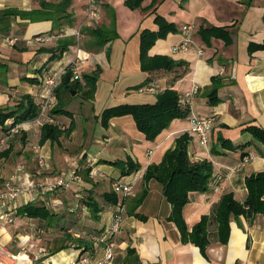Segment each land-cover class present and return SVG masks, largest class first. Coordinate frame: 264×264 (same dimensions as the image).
I'll return each instance as SVG.
<instances>
[{
  "label": "crops",
  "instance_id": "1",
  "mask_svg": "<svg viewBox=\"0 0 264 264\" xmlns=\"http://www.w3.org/2000/svg\"><path fill=\"white\" fill-rule=\"evenodd\" d=\"M38 1L0 0V11L12 9L30 12L39 9ZM95 1L100 11L99 26L109 25L110 18L105 6L109 7L115 13V32L118 36L98 51L83 49L89 39L86 29L91 27L85 13L88 0L81 6V13L74 7L75 0L72 1L68 11L73 14V21L70 25L64 24L60 32L52 29L51 21L29 22L20 18L11 22L6 32L8 34L0 32V64L6 66L5 74L0 75V109L17 106L24 96H30L38 103L42 92L41 84L31 85L24 78H36L39 81L47 71L65 68L75 59L78 50L81 56H87V61L80 68V74L92 73L96 67L100 68L93 97H85V103L76 109L79 112L77 114L73 111V104L71 110L66 107L72 115L71 118H58L60 121L62 119L60 123L64 127L71 120L75 123V128L65 143L71 152L49 167L58 172L64 170L65 163L68 166L71 160L86 158L90 168L87 169L88 177L79 178L69 190L62 191L59 195L56 191L36 198L31 196L27 200L19 199L10 207L6 202L0 203V243L13 254L21 253L19 264H49L51 259V264H74L80 255L88 256L89 264H99L104 243L94 240L93 237L101 236L105 228L111 225V213L114 210L112 206L104 203L102 194L111 190L112 183L128 182L135 178L133 193L123 203L124 213L119 231L112 237L114 259L111 264H126L123 260L128 247L136 250L140 264H264V216L256 215L251 224L242 216L231 217L229 239L225 245L218 243L216 225L211 222L208 227L210 243L205 252L206 257H203L197 247L181 242L178 229L167 220L171 207L162 194L161 186L155 181L148 184L142 181L146 166L158 164L163 154L174 148L175 140L187 133L191 136L187 151L189 160L206 159L213 165L209 190L204 193L191 192L188 195V203L183 208V218L188 229L202 216L212 217L223 194L231 192L238 201L245 200V178L252 173L264 171V154L260 153L264 149L244 131L249 126L264 129V49L248 52L250 44H264V0H157L152 9L147 8L151 0H145L142 8L133 11L124 5L125 0H114L117 3L113 0ZM153 9L166 21L173 23L177 32L169 33L164 40L157 41L148 54L167 55L182 65L172 70L141 72L138 33L142 29H156L153 14H150ZM120 13L124 14L123 18ZM185 24H192L194 28L192 48L186 54H172V46L179 41L181 27ZM201 26L228 28L232 32V43L226 46L222 40L211 39L209 44H205L198 34ZM76 31L80 32L79 38L72 34ZM37 35L50 39L44 44L32 43L31 39ZM63 36H73L77 44L69 47L64 52L66 55L63 53L59 60L49 61L51 54L38 53L39 48L55 47L57 38ZM134 37L137 38V50L136 47L133 49L132 58L124 64L125 52L121 44L128 43ZM7 38H16L15 45L6 47L4 41ZM114 44L120 45L118 50L121 54L118 53L117 58L111 48ZM197 50H200V54H197ZM129 61L130 65L127 64ZM128 67L135 71L132 74L127 73ZM134 75L136 80L131 82ZM212 76H218L219 79V102L215 106L208 103L206 95L212 87ZM152 83L157 86L156 93L143 91L146 85ZM194 85L198 87V92L188 100L189 115L213 119L208 144H201L196 136L188 132V117L173 120L152 142L145 140L136 130L130 116L110 120L104 127L102 140L97 137L95 125L100 122L99 115L103 110L120 104H153L156 96L164 90H173L183 96ZM115 86L117 94L113 91ZM101 91L104 98L108 97V101L114 96L112 101L116 104L96 113L91 104ZM71 100H68L67 106ZM88 107L91 114L83 116L82 109H89ZM90 117L96 118V124L94 131L86 138V131L82 126ZM79 119L82 120L81 124ZM21 125L20 133L13 137L11 150L18 154L17 148L20 151L24 147V153L12 155L16 159H1L6 162L0 165V187L4 180L14 174L16 166H22L35 181L50 180L49 176L43 174V169L38 167L34 151L31 156L30 151H27L34 150L29 147V142L34 137L39 140L40 127L34 121ZM3 133L0 127V136ZM220 139L234 147H243L225 149ZM97 144L103 150L100 154L88 157L89 148ZM148 151H153L149 158ZM245 157L249 159L244 160ZM126 159L139 163L141 169L123 178L117 169L105 163ZM98 171L104 174L103 179L94 177L101 175ZM90 173L94 178L90 177ZM76 196L80 199H75ZM88 197L94 199L102 209L98 220L91 218L84 204ZM28 203L42 204L56 214L59 218L57 225L45 227L43 223L19 214V208ZM4 212L12 213L8 221L2 219ZM60 228L88 242L92 249L83 251L71 247L49 254L47 246L61 233ZM36 229L45 232L37 236ZM23 241H26V248L22 252ZM37 253L40 260L35 262L31 258Z\"/></svg>",
  "mask_w": 264,
  "mask_h": 264
},
{
  "label": "trees",
  "instance_id": "2",
  "mask_svg": "<svg viewBox=\"0 0 264 264\" xmlns=\"http://www.w3.org/2000/svg\"><path fill=\"white\" fill-rule=\"evenodd\" d=\"M72 1L58 0L54 2L52 0H39V9L30 12H20L12 9L0 11V32L8 34L6 32L10 28L11 22L16 18L29 22L48 20L53 24L52 29H58V32H60L64 24L70 25L73 21V14L68 11ZM144 1L125 0L124 5L133 11L142 8ZM156 3L157 0H151L147 8L152 9ZM105 9H107L110 18L109 25L107 27L96 25L86 29L89 39L83 45L84 50L94 49L98 51L118 37L115 32V13L109 7L105 6ZM150 14H153V22L156 25V29H142L138 33L140 71L172 70L175 67L181 66V62H177L167 55L150 56L148 54L157 41L164 40L169 33L177 32V27L158 15L156 9H153ZM198 34L205 44H209L211 39L222 40L226 46L230 45L233 41L232 32L226 27L201 26L198 29ZM76 44L77 41L73 36H63L57 38L55 47L49 49L41 48V50L39 48L38 53L51 54L49 61H55L59 60L69 47ZM259 49H264V44H250L248 46L249 53ZM5 72L6 66L0 64V75L5 74ZM99 72L100 68L96 67L92 73H82L80 80L71 81V66L69 65L65 68L60 83L55 89L56 104L50 111V116L54 118L55 123H44L40 127L39 145H44L46 142L59 143L61 138H67L72 134L75 128L74 121L71 120L69 125L64 127L56 120V117H72L71 113L65 109L68 100L71 98L70 93L72 91L75 93L82 91L84 97H93L96 91ZM217 77L212 76L210 78L212 87L206 94L208 103L213 106L219 102L217 96L219 79ZM24 80L31 85L41 84V79H39L40 82L36 78H24ZM38 104L39 102L36 103L30 96H24L17 106L0 109V127L3 132L9 129L10 125L6 126L7 121H12L11 126H15L35 120L39 115ZM189 113V107L186 103L182 102V96L173 90H164L156 96V101L153 104L116 105L103 110L99 115V120L106 127L112 119L130 116L136 130L143 135L145 140L152 142L169 127L173 120L187 118ZM244 131L250 134L253 141L264 149V129L257 126H249ZM220 140L221 145L228 150L243 147H234L224 139ZM190 141L191 136L189 134L183 133L180 135L174 142V148L167 150L158 164H148L146 166L142 175V181L145 184L155 181L161 186L162 194L171 207L167 220L172 222L178 229L182 243L194 245L198 248L201 255L206 257L205 252L210 243L208 227L211 222H214L216 225L218 243L225 245L229 239L231 217L238 218L242 216L247 220L248 224H251L256 215L260 214L264 216V171L252 173L245 178L247 195L243 202L238 201L233 193H225L221 196L219 203L215 207L212 217L202 216L191 229H188L183 218V208L188 203V195L191 192L204 193L209 190L213 177V165L211 161L206 159L201 161L189 160L187 151ZM10 152L11 144L1 153L0 159L8 157ZM260 153L264 154V152ZM244 156L242 155V157ZM105 163L117 169L122 178L131 176L141 169L139 163H135L130 159ZM88 174L89 170L85 172L86 178ZM102 199L105 204L113 208L120 201L118 192L112 187L109 192L102 194ZM84 204L88 208L91 218L98 220L99 213L102 210L99 204L89 197L84 200ZM18 213L26 218L43 223L45 227L55 226L59 221L57 215L42 204L28 203L21 206ZM60 232L48 244L47 250L49 254H56L71 247L76 250L83 249V251L92 249L88 242L72 236L67 230L60 228ZM123 263L140 264L134 248L128 247L126 249Z\"/></svg>",
  "mask_w": 264,
  "mask_h": 264
},
{
  "label": "built area",
  "instance_id": "3",
  "mask_svg": "<svg viewBox=\"0 0 264 264\" xmlns=\"http://www.w3.org/2000/svg\"><path fill=\"white\" fill-rule=\"evenodd\" d=\"M99 8L95 0H88L85 8L86 18L90 23L91 27L96 26L99 19ZM94 24V25H93ZM193 26L192 24H185L181 27L180 30V39L179 41L172 46L171 52L172 54H186L190 51L193 45L192 34H193ZM77 38L80 37V32L76 31L72 33ZM50 38L42 35H37L31 39L32 43L44 44ZM5 42L9 46H13L16 43V38H7ZM197 54H200V50H197ZM64 55H66L64 53ZM87 61L86 55H80V51H77L75 59L71 61L67 66H71L72 69V78L71 81H76L81 79L80 68ZM66 66V67H67ZM65 67V68H66ZM65 68L59 70H49L47 71L43 77H41V90L40 100H39V115L33 120L34 123L41 127L44 123H55L54 118L50 116V111L56 104V96L55 89L58 87L61 76L64 73ZM143 91L147 93L154 94L158 91L157 86L152 83L146 85L143 88ZM198 92V87L195 85L191 87V89L184 93L182 96V102L186 103L188 106V100L191 97L196 95ZM212 118L209 117H200L194 114H190L188 116V132L191 135L197 137L198 141L201 144H208L209 142V133L212 128ZM31 122V121H30ZM9 129L4 132L0 136V155L6 150L9 146V143L13 139V137L20 133L22 129L21 124H17L15 126H11L12 121L7 122ZM26 123V122H24ZM36 152V160L38 167H44V155L41 154L39 147H35ZM153 151L147 152V158L152 155ZM249 159L245 157L244 160ZM78 169H74L71 172L65 173L63 176L53 179L47 180L44 182L35 181L32 177L24 171L21 166H18L14 174L9 178L2 182L0 187V203H8L9 207L12 204L16 203L19 199L27 200L32 197L43 196L48 193H53L61 190H69L71 185L79 180V175L77 173ZM92 176V173H90ZM136 179H130L128 182H115L112 183V188L118 192L119 194V203L114 207L113 212L111 213V225L102 232L101 236H94V240H98L104 243L103 246V254L101 259L99 260V264H111L114 259V242L112 241V237L115 233L119 231L120 223L122 220V216L124 213V205L123 201L130 197L133 193ZM217 188H214L216 191ZM76 199L79 200L80 197L76 196ZM6 202V203H5ZM12 213L4 212L2 215V219L8 221V218L11 217ZM36 235L40 236L44 234V230L37 229ZM22 248L21 251H25L26 241L21 242ZM30 246V245H29ZM21 254V253H20ZM20 254L11 253L3 244L0 243V264H19ZM33 261L37 262L40 260L39 254H34L31 258ZM52 262V259L50 260ZM49 262V264H51ZM74 264H89V257L80 255L77 257V260Z\"/></svg>",
  "mask_w": 264,
  "mask_h": 264
},
{
  "label": "rangeland",
  "instance_id": "4",
  "mask_svg": "<svg viewBox=\"0 0 264 264\" xmlns=\"http://www.w3.org/2000/svg\"><path fill=\"white\" fill-rule=\"evenodd\" d=\"M85 1L86 0H75V4H74V7L76 8V10L78 11V13H81L80 11L82 10L81 9V6L85 3ZM113 2H115V3H117V1H114L113 0ZM97 6H98V4H97ZM121 15V17L123 18V13H120ZM98 25L100 24V17H99V19H98ZM94 25V24H93ZM5 42V41H4ZM120 44H121V42H119ZM5 45H6V47H10L6 42H5ZM122 45V49L124 50V52H125V57H124V64H125V62L127 61V60H129L130 58H132L131 57V55H133V49H135V47H136V50H137V38L136 37H134L132 40H130L128 43H124V44H121ZM119 44H114L111 48H112V51H114V56H115V58H117V57H119V54L118 53H120L119 52ZM81 47V46H80ZM136 52V51H135ZM121 54V53H120ZM127 64H129L130 65V61L127 63ZM126 71H127V73H130V74H132L135 70L134 69H132V67H128V69H126ZM134 80H136V77H135V75L133 76V79L131 80V82H135ZM130 82V81H129ZM117 87H119V85L117 86ZM116 86H115V88H113V91L114 92H116V88H117ZM125 87V86H124ZM123 87V88H124ZM116 94H117V92H116ZM114 97V96H113ZM112 97V98H113ZM104 97L102 96V91L99 93V95L94 99V103L92 102V104L91 105H93V107L95 108V112L96 113H100L104 108H107V107H109V106H112L113 104H116V103H114V101H112V98H110V100L108 101V97L107 98H104ZM71 103H70V105L69 106H67V110H71V108L70 107H72V104L75 106V108H73V111L77 114V113H79L78 111H76V109H78V106H82L84 103H85V97H84V95H83V92L82 91H79V92H77L74 96H72L71 97ZM89 109H87V108H85V109H82V113H83V116H89L90 114H91V111H90V107H88ZM58 118H63V117H56V120H58L59 122H61L62 121V119H61V121H60V119H58ZM65 118V117H64ZM93 117H90L89 118V120H88V122L86 121V123H87V125H86V123H84L83 124V126L82 127H84L83 129H85V131H86V134H85V137L87 138V137H89V135L91 134V132H93L94 131V125L96 124V118L95 119H92ZM68 119V118H67ZM128 119H130V118H128ZM130 121H131V119H130ZM80 122H82V120L81 119H79V123ZM132 122V121H131ZM81 124V123H80ZM7 125V124H6ZM86 125V126H85ZM81 129V126L79 127V130ZM95 130H96V134H97V137L100 139V140H102V138H103V135H104V126L100 123V122H98V124H96L95 125ZM67 138H63L61 141H59V143H51V142H46L44 145H39L38 144V139L36 138V137H34L32 140H30V145H29V147L30 148H35V147H39V150H40V152H41V154H43L44 155V159H45V162H44V167H42V172H43V174L46 176H49L48 178L50 179V180H53V179H57V178H59V177H61V176H63L64 174L63 173H68V172H71V171H73L74 169H78V171H77V173H78V175H79V177L82 179V178H85V172L87 171V169H90L89 168V166H88V162H87V159L85 158H83V160H76V161H72L71 160V162H68V161H66V162H68V166H67V164L65 163L64 165L65 166H63V169L64 170H60V171H58V172H55V171H52L51 169H49V167H50V165H52V163L53 162H59V158H60V160H63L64 159V156H68L67 155V153L69 152H71V150L70 149H68V148H66V145H65V143H66V140ZM14 140V139H13ZM12 140V141H13ZM12 141L9 143V144H12ZM22 141V140H21ZM23 142H24V139H23ZM27 142V141H26ZM61 143V144H60ZM23 148L24 147H22V149L19 151L18 149L19 148H17V153L18 154H15L16 152L14 151V150H11V152H10V154H9V156L8 157H6V158H4V159H16L15 157H13V156H15V155H20L21 153H24V151H23ZM103 149L102 148H100L99 147V145L97 144V145H93V146H91V148H89V154H88V157H92V156H94V155H96V154H100V152L102 151ZM27 151H30L29 152V155L31 156L32 155V152L34 151V155H36V152H35V149L34 150H27ZM14 153V154H13ZM13 155V156H12ZM70 155V154H69ZM101 157L103 156L104 157V155L103 154H101L100 155ZM35 161H36V163H37V160H36V158H35ZM4 162H6L5 160L4 161H2L1 159H0V165L2 164V163H4ZM46 163H47V165H46ZM17 164V163H16ZM95 166H96V164H95ZM18 166H16L15 168H17ZM22 167V166H21ZM25 171V170H24ZM25 172H27L28 173V171H25ZM98 173L99 174H101V175H97V176H94L95 178H99V179H103V177H104V174L103 173H101V172H99L98 171ZM29 174V173H28ZM90 177L91 178H94V177H92L91 175H90ZM33 180H35L34 178H33ZM42 182H44V181H42ZM110 189H111V186H110ZM65 192L66 190H61V191H58L57 190V193L56 194H62L61 192ZM97 191H100V189H97ZM75 199H76V197H74ZM1 205V204H0ZM52 208V207H51Z\"/></svg>",
  "mask_w": 264,
  "mask_h": 264
},
{
  "label": "water",
  "instance_id": "5",
  "mask_svg": "<svg viewBox=\"0 0 264 264\" xmlns=\"http://www.w3.org/2000/svg\"><path fill=\"white\" fill-rule=\"evenodd\" d=\"M76 93L74 92V91H72L71 93H70V95L71 96H74Z\"/></svg>",
  "mask_w": 264,
  "mask_h": 264
}]
</instances>
